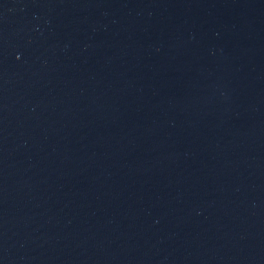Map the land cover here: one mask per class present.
Masks as SVG:
<instances>
[{
  "label": "water",
  "instance_id": "water-1",
  "mask_svg": "<svg viewBox=\"0 0 264 264\" xmlns=\"http://www.w3.org/2000/svg\"><path fill=\"white\" fill-rule=\"evenodd\" d=\"M0 264H264V0H0Z\"/></svg>",
  "mask_w": 264,
  "mask_h": 264
}]
</instances>
